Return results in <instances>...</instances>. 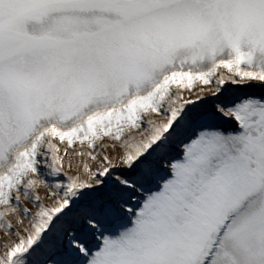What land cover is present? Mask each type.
<instances>
[{
	"label": "snow or ice",
	"instance_id": "obj_1",
	"mask_svg": "<svg viewBox=\"0 0 264 264\" xmlns=\"http://www.w3.org/2000/svg\"><path fill=\"white\" fill-rule=\"evenodd\" d=\"M0 264H264V0H0Z\"/></svg>",
	"mask_w": 264,
	"mask_h": 264
}]
</instances>
